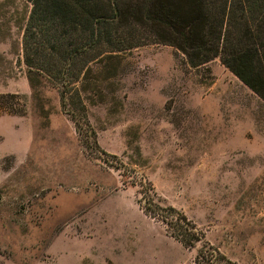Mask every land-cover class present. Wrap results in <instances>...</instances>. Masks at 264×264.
<instances>
[{
	"label": "rangeland",
	"instance_id": "374dc122",
	"mask_svg": "<svg viewBox=\"0 0 264 264\" xmlns=\"http://www.w3.org/2000/svg\"><path fill=\"white\" fill-rule=\"evenodd\" d=\"M30 11L0 0V95L19 99L0 104V264H195L201 243L144 214L151 188L229 261L264 264V102L218 58L191 68L147 45L90 66L75 125L53 85L28 82ZM262 12L245 15L264 39Z\"/></svg>",
	"mask_w": 264,
	"mask_h": 264
},
{
	"label": "trees",
	"instance_id": "16d2710c",
	"mask_svg": "<svg viewBox=\"0 0 264 264\" xmlns=\"http://www.w3.org/2000/svg\"><path fill=\"white\" fill-rule=\"evenodd\" d=\"M25 1L31 5L22 36L28 82L34 88L37 77L53 85L62 110L75 125L74 109L85 110L81 97L85 89L80 87L90 80V66L147 45L177 49L191 68L218 58L264 102V39L249 27V16L253 21L258 19L245 15L262 11L264 7H259L264 0H239L237 5L232 0ZM18 100L15 94L0 95V104L11 111L15 101L19 105ZM86 127L95 137L89 125ZM142 194L144 214L163 224L172 239L186 249L202 244L195 264H235L205 242L204 234L182 213L154 204L152 188Z\"/></svg>",
	"mask_w": 264,
	"mask_h": 264
}]
</instances>
